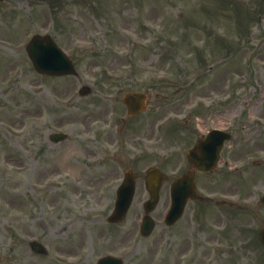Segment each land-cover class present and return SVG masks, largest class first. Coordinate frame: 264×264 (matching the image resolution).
<instances>
[{
  "label": "rangeland",
  "instance_id": "rangeland-1",
  "mask_svg": "<svg viewBox=\"0 0 264 264\" xmlns=\"http://www.w3.org/2000/svg\"><path fill=\"white\" fill-rule=\"evenodd\" d=\"M251 2L259 10L264 9V0H3L0 3V264H65L79 255L83 259L79 257L82 261L78 264H94L95 255H103L105 251L124 254L131 245L135 247V256L127 260L128 264H158L165 242L167 260L174 255L178 257L192 245L194 263H202L208 255L206 241L198 240L197 225L189 226L188 219L175 229L139 240L138 203L147 198L140 185L121 224L94 225L87 215L111 212L114 193L103 186L114 178L115 184L128 168L134 173L148 166H157L167 173L178 172L179 167L180 172L185 171L184 151L193 145L195 123L202 129L206 121L216 125L236 123L237 136L243 137L242 126L247 129L249 117L260 114L256 107L250 106L264 99V15L258 22L246 16V12L253 13ZM36 33L52 34L64 49L72 51L73 45L81 44L95 51L92 55L77 53L76 76L42 77L34 72L24 52L25 43ZM227 54L231 59L226 65L212 73L207 71L210 61L219 56L226 58ZM194 74L198 79L191 86L186 78ZM157 77L167 78L166 82L157 85ZM151 80L157 86L150 92L147 111L127 119L121 93L149 90ZM83 86L90 87L91 92L81 98L75 96ZM118 91L121 93L115 95ZM73 97L75 102L66 109L55 105ZM245 103L248 106L244 107ZM185 104L197 105L196 120L191 117L172 123L169 134H163L167 130L158 128L162 125L160 120L183 117ZM108 111L112 115L106 114ZM238 117L243 122H236ZM108 123L110 131H98ZM62 125L67 126L70 134L67 142L62 145L50 142L48 131L64 129ZM86 135L100 136L112 145L120 144L117 160L111 161L103 154L100 167L89 171L84 159L94 153L99 156L100 151L98 147L93 150L82 146ZM138 136L146 139L140 143L147 149L134 158L137 161L129 163L130 157L136 155ZM260 149L264 150V142ZM163 150L170 151L165 161L159 157ZM240 156L232 154L233 162L239 161ZM221 169L218 171L224 179L215 180L219 183L213 189L209 188V180L218 174L206 178V184L201 182L199 187L207 188L208 192H226L230 188L244 197H252L256 188L264 187V169L247 166L239 184L225 176V168ZM51 179L55 189L48 188ZM165 184L152 212L156 218L165 202ZM195 206L198 222H208V237H212L209 223L227 224L232 236H239L238 241L247 244L238 252L239 264H264V250L255 241L257 231L264 225V207H254L245 214L210 208L215 216L207 221L200 211L203 206ZM71 220L75 221L68 223ZM131 234L135 238L133 244ZM34 239L46 248V255L34 254L29 246ZM228 239L223 238L226 242ZM236 240L232 237L231 244L235 245ZM200 247L205 248L204 254L199 253ZM152 256L156 258L148 260ZM223 256L215 264H229L223 261ZM138 257L147 261L136 262ZM224 258L233 264L238 261V255L235 262L231 255Z\"/></svg>",
  "mask_w": 264,
  "mask_h": 264
},
{
  "label": "water",
  "instance_id": "water-1",
  "mask_svg": "<svg viewBox=\"0 0 264 264\" xmlns=\"http://www.w3.org/2000/svg\"><path fill=\"white\" fill-rule=\"evenodd\" d=\"M39 43H42V42H38L37 40L36 41H32L31 44L28 47V50H29V53H30L29 55H30V57H31V59L33 61L35 59L34 55L45 53L44 51L47 52L46 54H50L53 51L52 47H50V46H41V45H39ZM45 45H48V44L46 43Z\"/></svg>",
  "mask_w": 264,
  "mask_h": 264
}]
</instances>
